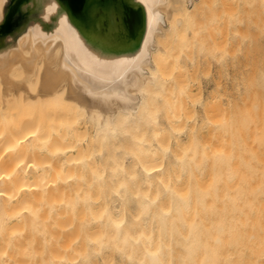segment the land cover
I'll return each mask as SVG.
<instances>
[{"label": "bare ground", "instance_id": "6f19581e", "mask_svg": "<svg viewBox=\"0 0 264 264\" xmlns=\"http://www.w3.org/2000/svg\"><path fill=\"white\" fill-rule=\"evenodd\" d=\"M67 3L0 0V264H264V0Z\"/></svg>", "mask_w": 264, "mask_h": 264}, {"label": "rangeland", "instance_id": "374dc122", "mask_svg": "<svg viewBox=\"0 0 264 264\" xmlns=\"http://www.w3.org/2000/svg\"><path fill=\"white\" fill-rule=\"evenodd\" d=\"M243 2H244V0H243ZM16 7V6H15ZM129 12H127L125 15H127ZM129 15V14H128ZM202 15H200V17H201ZM199 17V18H200ZM130 19H131V21L133 22V23H136L137 22V18H136V15H135V13L134 14H132L131 15V17H130ZM261 43H262V40H261ZM246 45V46H245ZM245 45H244V47H243V51L240 49L239 51H237L238 53H237V55L239 56H237V58H240L239 60H241V61H243V62H245V63H243V62H241V66L243 67L242 68V74L244 75H242L240 72H238L237 71V68H238V65L237 64H234V63H231L232 62V60H230L231 58H229V62L231 63H229L228 65H230V66H228V71H227V80L230 82H232V83H238V84H236L235 86H234V89L232 88L231 90H232V92L233 93H235V95H239V94H246V92H248V94H253V95H249V96H253V97H255L256 99H257V96L256 95H258V93L260 92V87L258 86L259 85V77H260V75H261V73H262V67H263V64L261 63V61H262V59H261V57L259 56L258 57V51H257V49H256V45L254 44H252V46L251 45H249V41L247 42L246 41V43H245ZM245 51H247V52H245ZM254 51V52H253ZM241 52V53H240ZM252 54V55H251ZM255 55H257V57H258V59H257V57L255 56ZM248 56V57H247ZM254 60V61H253ZM247 62V63H246ZM252 62V63H251ZM262 64H260V63ZM243 63V64H242ZM233 64V65H232ZM244 65V66H243ZM261 65V66H260ZM234 66V67H233ZM251 66V67H250ZM213 67H215V64L213 65ZM233 68V69H232ZM251 68H253L252 70H251ZM235 69V70H234ZM244 69V70H243ZM248 69V70H247ZM215 71V70H214ZM229 73V74H228ZM237 73V74H236ZM240 75H239V74ZM226 74L224 75V76H226ZM232 74V75H231ZM235 74H236V76H235ZM205 73H202L201 74V81H203V83H204V81H205ZM233 76H234V78H233ZM239 76H242V77H239ZM230 77V78H229ZM233 78V79H232ZM241 78H244V79H241ZM236 79V80H235ZM246 79V80H245ZM249 79V80H248ZM257 79V80H256ZM245 80V81H244ZM256 81L255 82V84H253L254 83V81ZM247 81V82H246ZM248 81H250V83L248 82ZM230 82V83H231ZM243 82L245 83V85L243 84ZM231 83V84H232ZM237 85H240V86H238L239 87V90H237L238 89V87H236ZM252 85H254V86H252ZM248 88V89H247ZM252 88V89H251ZM256 89V90H254L253 91V89ZM247 89V90H246ZM249 89L251 90V91H249ZM259 90V91H258ZM240 91V93L238 94V92ZM253 91V92H252ZM254 92H255V94H254ZM255 95V96H254ZM250 98V97H249ZM248 98V101H247V104H248V106H253L254 104H253V102H251L250 103V101H251V98L249 99ZM255 98H252V100H255ZM241 102V101H240ZM242 103V102H241ZM243 104V103H242ZM242 104H240V105H242ZM251 104V105H250ZM252 129V130H251ZM253 131V132H252ZM254 128H250V130H248V135H247V138H246V140L245 141H247V142H245L246 144L245 145H247V146H249L250 145V150L252 149V148H254V150L252 151V158L250 157L251 156V151H249V149L247 150V152H246V150H243V154L244 153H246V156L247 155H250L249 157L251 158V160H250V158L249 157H247L246 158V156H245V158H246V160L245 161H247L248 159L250 160L249 162L250 163H247V162H245L246 164H248L249 166H251V167H249L248 168V170L250 169L251 171H253L252 173H249L248 172V170H247V165H245V163H244V165L246 166L245 168V170H247V172H248V174H249V176L252 174V175H254V167L256 168L257 167V165H256V163L258 162V160L257 161H255V160H253V158L255 157V155L257 156V154L259 153V155H260V151H257L256 153H255V151L257 150V148L255 149V147L258 145V147H259V144L257 143V141H256V139H254ZM249 133H254L252 136V139H254L255 140V144H254V140L253 141H251V134H250V137H249ZM249 139H250V141L251 142H253V143H251L250 141H249ZM250 143V144H249ZM251 145H252V147H251ZM245 149H247L246 147H244ZM259 149V148H258ZM245 151V152H244ZM47 154V156H48V154L49 153H46ZM45 154V155H46ZM49 156H51V154H49ZM46 157V156H45ZM257 157H259V156H257ZM257 157H255V158H257ZM50 158V157H49ZM244 158V159H245ZM254 158V159H255ZM258 159V158H257ZM244 161V160H243ZM254 162H256L254 165L252 164V163H254ZM251 164V165H250ZM251 168H253V169H251ZM256 172H257V168H256V170H255ZM255 172V173H256ZM251 175V179H249V180H251L250 182H254V179L252 178V177H254L255 179H256V176H252ZM256 175V174H255ZM248 176V177H249ZM250 178V177H249ZM249 182V183H250ZM251 184V183H250ZM252 186H253V184H251ZM254 186H255V184H254Z\"/></svg>", "mask_w": 264, "mask_h": 264}, {"label": "water", "instance_id": "95a60500", "mask_svg": "<svg viewBox=\"0 0 264 264\" xmlns=\"http://www.w3.org/2000/svg\"><path fill=\"white\" fill-rule=\"evenodd\" d=\"M112 3V5H115L118 3V0H68L67 5L69 6L72 14L77 17L80 24H84L86 21L85 16V9L88 6H96L98 7L97 14H99L101 11H106L105 5ZM134 11H131L129 13V17H131L132 14H134ZM133 23V22H132ZM135 24V23H133Z\"/></svg>", "mask_w": 264, "mask_h": 264}]
</instances>
